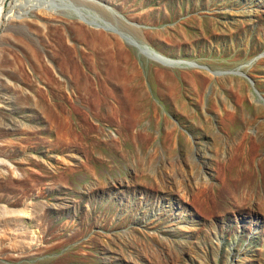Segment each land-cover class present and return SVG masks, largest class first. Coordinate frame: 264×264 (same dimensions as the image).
I'll return each instance as SVG.
<instances>
[{
	"label": "rangeland",
	"instance_id": "1",
	"mask_svg": "<svg viewBox=\"0 0 264 264\" xmlns=\"http://www.w3.org/2000/svg\"><path fill=\"white\" fill-rule=\"evenodd\" d=\"M29 3L0 16L39 102L0 128V264H264V0Z\"/></svg>",
	"mask_w": 264,
	"mask_h": 264
},
{
	"label": "bare ground",
	"instance_id": "2",
	"mask_svg": "<svg viewBox=\"0 0 264 264\" xmlns=\"http://www.w3.org/2000/svg\"><path fill=\"white\" fill-rule=\"evenodd\" d=\"M7 3H8V7H7L8 11L5 12L4 14L5 18H3L2 22H10L13 18L18 17V11H17L18 8H20L19 11H22L24 8L31 6L29 3V0H0V16ZM18 3L20 4L24 3L25 5L21 6L19 4L20 6L18 7L17 6ZM33 5H36V4H33ZM52 5L53 4L44 1L43 5L41 6L38 5L36 6L35 9L40 14H48V13L51 14L53 13ZM47 21L49 23L52 22V20H47ZM72 24L73 26L71 28H72L73 35L77 37L75 39L81 38L80 40L82 41V43L85 44V43L94 42L93 44H95L96 42L97 43L106 42V36L101 31H96V32L92 31L91 28H89L88 26V22H86L85 20L83 19L74 20ZM101 25L103 27H106L102 23ZM38 28L39 26H37V29ZM40 28H41V31L44 29V27H41V26ZM85 31H88V32H85ZM67 52L69 53L70 51L67 50ZM0 76L2 78L1 79L2 85L0 84V128H1L3 123L9 120V117H14L10 110V107L12 105L11 100L17 103L26 102V100H30L33 102H38V101H37V94L34 93L33 90L32 92H29L28 88L26 87V85H24L23 82L10 81L8 80V78L4 77L3 75H0ZM79 80H81V76L80 78L77 79V81L79 84H83L82 81L80 82ZM3 134L4 132L0 130V136ZM32 134L36 138L37 136L36 131L33 132Z\"/></svg>",
	"mask_w": 264,
	"mask_h": 264
}]
</instances>
